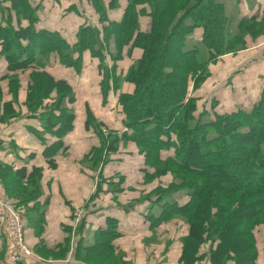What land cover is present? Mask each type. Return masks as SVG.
I'll list each match as a JSON object with an SVG mask.
<instances>
[{
  "label": "trees",
  "instance_id": "obj_1",
  "mask_svg": "<svg viewBox=\"0 0 264 264\" xmlns=\"http://www.w3.org/2000/svg\"><path fill=\"white\" fill-rule=\"evenodd\" d=\"M2 1H8L10 8L0 9V58L8 72L30 71L24 105L39 117L36 135L48 166L53 167L56 154L64 151L63 140L73 128L74 114L64 106V100L72 101L71 90L62 82L55 83L45 67L49 57L56 55L60 66L78 72L83 54L89 52L99 60L103 98L122 83L134 87L131 94H119L117 104L127 131L121 139L133 142L143 155L144 178H171L166 188L149 194L157 207L147 214L150 227L172 219L185 223L181 264L198 260L199 248L208 243L215 244L208 257L211 264H255L254 231L264 230V92L250 109L213 114L207 120L192 94L208 79L209 65L245 49L246 39L264 36V12L257 22L256 16L239 17L221 0H110L107 7L102 0H87L100 26L83 24L70 44L56 31L33 28L37 17L28 0ZM121 1L125 2L121 19L110 21L108 11L118 9ZM10 12L17 24L25 20L28 25L13 27ZM142 16L150 19L146 33L139 30ZM195 29L202 30L201 41L189 43ZM128 46L127 53L138 49L140 57L123 77L117 76L116 63ZM9 83L16 99L17 76ZM0 108V123L18 117L11 102L3 103L1 91ZM86 124L100 135V125L91 119ZM112 135H100L101 149L115 148L118 139ZM40 171L34 168L26 174L0 164V187L7 198L15 195L16 208L25 206L27 226L37 236L44 224V213L36 209ZM176 193H183L186 201H171ZM109 223L84 248L85 254L79 253L84 262L95 263L91 258L112 248L118 234ZM114 257L109 264H127L119 252Z\"/></svg>",
  "mask_w": 264,
  "mask_h": 264
},
{
  "label": "crops",
  "instance_id": "obj_2",
  "mask_svg": "<svg viewBox=\"0 0 264 264\" xmlns=\"http://www.w3.org/2000/svg\"><path fill=\"white\" fill-rule=\"evenodd\" d=\"M37 17L33 28L58 32L68 43H74L76 33L83 24L99 28L98 19L87 0H28ZM107 7L110 0H102ZM239 17H257L264 12V0H221ZM125 2L119 8L108 11L107 18L118 22ZM8 1L0 0V9L8 10ZM13 27H26L25 20ZM3 14L0 12V22ZM139 30H150V19L138 20ZM202 30L195 29L189 43L201 41ZM112 47H109L111 50ZM126 47L122 58L116 63V75L123 77L133 61L140 57L138 49ZM105 62L111 65L104 52ZM44 72L53 81L62 82L72 92V101L64 100V106L74 114L73 128L64 137V151L54 157V166L49 167L42 156L43 144L36 135L39 117L25 108L30 71L8 72L4 58H0V90L2 101L11 102L18 117L8 123H0V164L12 169H23L28 174L34 168L41 170L37 199V211L44 213L40 236L24 222V240L32 251L33 258L18 264H97L86 263L79 253L94 243L99 230H105L110 222L118 234L106 253L122 254L127 264H181L182 238L187 235V226L179 219L150 227L148 215L154 211L153 197L149 194L156 188H166L170 176L147 180L144 178V157L135 144L121 139L126 133L121 110L117 104L119 94H131L133 85L122 83L103 98L100 93L102 75L99 60L89 52L82 56L81 69L60 66L56 55L49 57ZM208 79L192 96L197 98L198 111L209 119L213 114L223 115L239 108L250 109L264 92V36L255 40L246 39L245 49L235 55H226L208 66ZM17 76L19 91L16 99L9 91V79ZM54 95H52L53 97ZM14 103V104H13ZM45 103L44 106L49 105ZM2 109L0 108V114ZM100 125L102 137L110 133L118 139L115 148L101 149V137L87 120ZM47 139L48 136L44 135ZM97 155V156H96ZM167 153L163 154V158ZM95 160H97L95 162ZM171 201H186L183 193L171 195ZM32 207V204L28 206ZM34 214V213H33ZM25 220V219H24ZM23 220V221H24ZM109 223V224H110ZM257 248L255 264H264V230L254 231ZM215 244L202 245L197 253L200 264H211L209 253ZM7 242L0 225V264H10L6 256ZM96 262V261H95ZM227 264H233L231 262Z\"/></svg>",
  "mask_w": 264,
  "mask_h": 264
},
{
  "label": "built area",
  "instance_id": "obj_3",
  "mask_svg": "<svg viewBox=\"0 0 264 264\" xmlns=\"http://www.w3.org/2000/svg\"><path fill=\"white\" fill-rule=\"evenodd\" d=\"M0 225L7 242V260L10 264L27 263L33 258L24 240V221L13 200L0 187Z\"/></svg>",
  "mask_w": 264,
  "mask_h": 264
},
{
  "label": "rangeland",
  "instance_id": "obj_4",
  "mask_svg": "<svg viewBox=\"0 0 264 264\" xmlns=\"http://www.w3.org/2000/svg\"><path fill=\"white\" fill-rule=\"evenodd\" d=\"M1 91V90H0ZM25 93H26V91H25ZM158 192V191H157ZM156 193V192H155ZM154 193V194H155ZM153 194V195H154ZM15 196V195H14ZM11 197L12 198V200L14 201V202H17L16 201V198L15 197ZM23 207H25V206H23ZM21 208V207H18L17 206V210L19 211V213L21 214V216L22 217H24V213H25V208ZM156 209H157V207L155 206V211H156ZM25 218V217H24ZM23 218V219H24ZM24 222L26 223V218H25V220H24ZM115 254H112L111 255V253L109 252V253H105L103 256H100V257H96V258H91L95 263H97V264H109L110 262H111V260H113L115 257ZM192 264H200V262L199 261H197V262H193Z\"/></svg>",
  "mask_w": 264,
  "mask_h": 264
}]
</instances>
